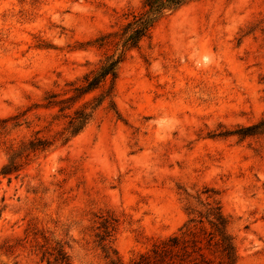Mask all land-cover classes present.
<instances>
[{
    "label": "rangeland",
    "instance_id": "1",
    "mask_svg": "<svg viewBox=\"0 0 264 264\" xmlns=\"http://www.w3.org/2000/svg\"><path fill=\"white\" fill-rule=\"evenodd\" d=\"M143 1L0 0V169L33 132L60 131L46 95L111 55L86 43ZM114 103L120 120L104 106L69 143L0 176V264H47L41 254L56 250L68 264H109L102 245L134 264L213 200L236 264H264V136H217L264 119V0H200L161 19L119 65ZM15 115L29 128L1 123ZM103 220L113 231L99 244ZM214 242L201 264H222Z\"/></svg>",
    "mask_w": 264,
    "mask_h": 264
},
{
    "label": "trees",
    "instance_id": "2",
    "mask_svg": "<svg viewBox=\"0 0 264 264\" xmlns=\"http://www.w3.org/2000/svg\"><path fill=\"white\" fill-rule=\"evenodd\" d=\"M200 0H144L142 12L132 16V20L121 27L119 31L106 33L86 46L94 47L98 50L111 48L113 53L104 56L96 68L83 74L74 82L66 84L69 88L63 94L50 93L44 99L42 109L46 111L55 110L49 126L58 120H65L59 132L54 134L52 139L39 137L41 131L33 132L26 141H20L17 147H10V154L6 164L0 169V176L7 177L21 171L20 161L30 154H43L51 151L55 143L65 145L83 133V131L94 121L98 111L106 107L109 113L118 120L120 115L114 103L115 84L118 77L119 65L125 60L127 54L138 49L142 40L147 39L152 28L161 19L169 16L179 9ZM23 115H15L7 120L1 121L3 125L11 122L14 129L25 125L27 122H20ZM3 130V128H2ZM218 137L235 136L239 139L263 137L264 119L257 124L239 127L233 132H224ZM209 191H205L207 193ZM211 198V197H208ZM198 216L190 217L182 229H186L181 235H174L161 243L153 246L150 255H143L134 264H201L203 256L201 254V244L206 241L209 245L214 242V246L220 252L222 264H236V254L232 239L227 234L228 222L223 217L219 203L214 201L212 206L205 213H197ZM206 223L210 231L200 230V234L187 228L189 224L201 226ZM111 223L107 220L101 222L104 229L103 236H97L99 244H103L110 237ZM181 232V230L179 231ZM105 251V258L109 264H119L115 251L102 245ZM51 259V261H50ZM41 261L47 264H68V258L61 250L41 254Z\"/></svg>",
    "mask_w": 264,
    "mask_h": 264
}]
</instances>
